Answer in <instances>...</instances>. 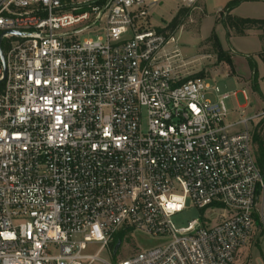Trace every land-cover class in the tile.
Listing matches in <instances>:
<instances>
[{"label": "built area", "instance_id": "2783aa9c", "mask_svg": "<svg viewBox=\"0 0 264 264\" xmlns=\"http://www.w3.org/2000/svg\"><path fill=\"white\" fill-rule=\"evenodd\" d=\"M146 7L0 0V264H233L264 235L251 118L224 122L236 91L185 80L175 32L137 27ZM188 200L223 212L176 227ZM129 230L163 243L99 258Z\"/></svg>", "mask_w": 264, "mask_h": 264}, {"label": "rangeland", "instance_id": "374dc122", "mask_svg": "<svg viewBox=\"0 0 264 264\" xmlns=\"http://www.w3.org/2000/svg\"><path fill=\"white\" fill-rule=\"evenodd\" d=\"M180 7V3L172 0H160L156 5H147V16L143 19L139 18L136 25L139 28H164ZM208 11L207 14L200 7L197 11L190 7L189 12L174 31L178 38L181 74L185 77L201 74L199 76L208 80L211 86H218L220 93H230L231 95L236 91L235 96L231 95L225 100L230 114L224 122L251 118L248 122V129L252 136V150L256 156L257 152L264 153V149L260 150V146L264 145V122H259L258 118L254 117L264 110V41H262V49L257 53L252 52V48L243 50V48L233 45L235 47L233 49L229 39L230 34L221 23V19L224 17L223 13L215 14L214 11ZM82 37H93V34L89 31L79 38ZM258 45L261 46V42H258ZM219 50L223 51L221 60L218 59ZM227 59L230 60V63L226 61ZM250 61L256 68V83L259 91L255 90L253 86ZM242 91H245L247 100H244ZM242 105L245 107L241 108ZM142 126L145 130V115H143ZM222 212L223 210L217 209L200 210L191 205L188 200L186 208L172 215L170 219L176 227L186 226L191 220L199 219L201 216L209 218L214 223ZM118 234L122 240L116 254H113L109 248H104L99 251V258L107 262H116L137 251L163 243L160 237L135 230L120 231ZM98 248L99 244L89 245L88 252H95ZM91 264L104 263L94 261ZM233 264H264V235L258 233L244 247L240 248Z\"/></svg>", "mask_w": 264, "mask_h": 264}, {"label": "crops", "instance_id": "0c3cea01", "mask_svg": "<svg viewBox=\"0 0 264 264\" xmlns=\"http://www.w3.org/2000/svg\"><path fill=\"white\" fill-rule=\"evenodd\" d=\"M229 1L230 0H197L195 5L192 7V10L197 11L200 7L204 9L205 13L207 14L209 13L208 10H211V12L214 11L215 14H218L219 12H222ZM145 2L148 6H150L158 4L160 0H145ZM230 14L243 18L264 19V1H243L234 7L230 11ZM228 32L230 34L229 39L233 49H235L234 46L243 48V50L252 48V52L254 53H257L262 49V41H264L262 38H264V31L260 29H250L245 31L243 35H236L231 30ZM258 42H261V46L258 45Z\"/></svg>", "mask_w": 264, "mask_h": 264}, {"label": "trees", "instance_id": "16d2710c", "mask_svg": "<svg viewBox=\"0 0 264 264\" xmlns=\"http://www.w3.org/2000/svg\"><path fill=\"white\" fill-rule=\"evenodd\" d=\"M246 1V0H230L224 9L222 10V13L224 17L221 19V23L224 25V27L229 31L231 30L233 33L236 35H243L245 31L250 30V29H260L264 31V19H256V18H243V17H238L230 14V11L239 5L241 2ZM252 1H264V0H252ZM189 12V8L187 7H180L176 15L173 17V19L167 24L166 27L161 28L163 30H170L171 32L175 31V29L181 24L183 17L186 16V14ZM218 59L221 60L223 59V51L219 50L218 52ZM230 63V60L227 59ZM250 68L253 72L252 80H253V86L254 89L259 91V88L256 83V68L255 65L250 61ZM201 74H196L194 76L186 77L185 80L187 79H196V78H203L199 76ZM261 149H264V145L260 146ZM255 159L260 167H264V153L262 151L257 152ZM119 233V232H118ZM116 234V241L117 240H122V237L119 234ZM114 242V245L116 243Z\"/></svg>", "mask_w": 264, "mask_h": 264}, {"label": "water", "instance_id": "95a60500", "mask_svg": "<svg viewBox=\"0 0 264 264\" xmlns=\"http://www.w3.org/2000/svg\"><path fill=\"white\" fill-rule=\"evenodd\" d=\"M120 245H121V240H117L115 245H114V247H113V250H112L113 254H116V252H117L118 248L120 247Z\"/></svg>", "mask_w": 264, "mask_h": 264}]
</instances>
